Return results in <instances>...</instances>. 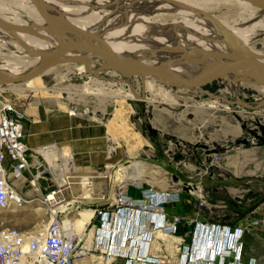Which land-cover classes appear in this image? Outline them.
<instances>
[{
    "label": "rangeland",
    "instance_id": "rangeland-1",
    "mask_svg": "<svg viewBox=\"0 0 264 264\" xmlns=\"http://www.w3.org/2000/svg\"><path fill=\"white\" fill-rule=\"evenodd\" d=\"M0 1L12 5L13 9L17 10L16 13L13 11V16L19 15L24 20L29 19V15L31 16V14H26L30 13V10L18 0H16V3H14L15 0ZM80 1L57 0L58 3L71 5L74 8V12L72 10L71 12H73L75 18L81 23H88L87 26L89 25V28L99 26L102 29L97 28L104 31L103 25L106 22L107 25L109 24L108 31L113 28L121 30V27L122 31L127 29L125 21L114 19L112 16V14L114 15L113 11L107 10V12L101 4H98L96 9H92L93 0H83L81 3ZM125 1L133 5L131 3L132 0H124V3ZM159 1L174 5V2L179 0ZM76 5H79L80 8ZM81 6L85 7L86 10ZM77 8L80 10H78V13L82 12L77 13L79 16L75 13ZM7 9L6 7V11L3 14H9ZM184 9H189L191 14L200 12L207 17H214L219 21L226 22L237 19L238 15L241 14L239 8L233 3L223 5L220 8L199 9L198 11H194L192 5L188 4ZM92 11L97 12L94 15ZM101 15L103 16L101 17ZM150 19L151 21H158L153 23L173 24L176 17L169 12H165L163 14L156 13ZM94 21L96 24H92ZM114 23L118 25L114 26ZM255 36L253 40L245 43V47L251 55L255 53L264 54V33L258 31ZM0 40L12 41L9 37L0 38ZM179 43L178 40L175 42L169 41L166 42V45L163 44L158 48H155L154 45L152 47L148 43L146 45L143 43L144 53L146 54H142L146 55L145 59L148 62L153 60L152 54L148 53V51H159L165 55V60L179 58ZM7 50L9 49L5 45L0 44V58L12 59L11 55L2 54V52L6 53ZM150 57L152 60L149 59ZM73 65H58L46 70L40 82L0 86V102L12 103L22 115V121L27 132V140L29 135L35 139L43 134L48 136L47 141L30 146L33 151L36 152L43 146L55 144L61 154L63 147L66 146L69 149V153L72 154L73 159H71V162L74 166V138L68 136L72 132L73 127L69 124L77 123L79 129L83 127L92 131L100 130L105 155L110 156L109 151L113 144H115L116 151L114 155L116 164L108 170L104 168L102 173L98 175L103 177L99 181L103 182L101 192L106 199L108 197L105 193H107L110 183L119 185L121 182H128V180L119 182L118 178H114V172L119 166L126 167L131 166L133 162H142L148 168V173L143 177L147 181L158 182L162 178L164 183L165 181L171 183L172 178L168 173H172L178 178V181L184 178L188 184H194V181L200 179V177L194 175L193 169H196L195 160H189L190 158H188L184 162L174 163L173 154L190 155L193 147L199 144L207 145L210 149L221 148L225 150V148H229L231 150L236 149V147L239 149L249 148L253 144L261 143L259 140L251 139L248 129L258 135H263L258 124L264 125V106L256 110L243 106L245 104L249 107L255 106L257 103L264 101V88L261 86L246 83L233 84L228 77H225L200 89L175 88L155 78L151 79V87H149L143 76H125L105 66L99 67L96 73H89V71L78 72L79 70L74 68ZM104 68L107 70L105 71ZM41 84L46 85L47 88L46 86L41 87ZM85 86L90 87L92 93H94L85 94L83 91ZM237 99L244 104L238 103ZM83 109L87 110L84 111ZM44 127L45 133L43 132ZM31 130H34L32 134L30 133ZM153 132L156 133V137H154ZM57 135L59 136L57 137ZM241 139H247L248 145L237 146L236 143ZM153 141L155 142L153 143ZM139 143L140 147L138 146ZM177 144L178 146H176ZM196 152L199 154L198 159L204 162L203 155L205 152L200 148H196ZM33 155L37 157L36 153ZM260 158L264 161V151ZM57 162H59L57 163L59 169L56 168L55 172L45 162L44 166L48 171V175H46V180H40L42 187L44 185L47 187V184L50 183V185L53 184V189L57 188L60 184L54 174L58 173L62 174V176L72 177L69 181L74 183H79L81 176H93L81 173L80 170L71 172L73 169L65 165L62 159H58ZM154 166H157V169ZM170 166H173V168H170ZM187 169H192L193 172ZM155 170H157L156 173L153 172ZM160 172L162 177L159 176ZM183 173H186V175H183ZM258 188L261 194L264 195V175L260 177ZM47 190L49 191V189ZM47 190L43 191V194L38 198H43L47 194ZM80 195V186H71L70 190L63 191L60 194V201L57 200L61 205L68 203V217H72L73 221L78 212L92 209L90 207V199H75ZM91 196L102 198L95 194ZM262 198L260 197V201ZM110 199L108 198L104 202H108ZM37 208L38 206L32 203L20 209L0 210V231L16 229L22 234L38 233L47 223L48 212L47 210L40 211V208L38 211ZM215 211L218 212V208L213 210V214H216L214 213ZM62 216L64 217L65 214ZM98 257L99 254L91 253L90 256L75 264H103L98 260Z\"/></svg>",
    "mask_w": 264,
    "mask_h": 264
},
{
    "label": "built area",
    "instance_id": "built-area-1",
    "mask_svg": "<svg viewBox=\"0 0 264 264\" xmlns=\"http://www.w3.org/2000/svg\"><path fill=\"white\" fill-rule=\"evenodd\" d=\"M45 162L25 143L22 115L12 103L0 102V210L20 209L34 202L48 203V220L41 232L0 231V264H75L91 253L99 254L103 264H111L114 259L121 260L120 264H211L214 259L217 264H225L226 259L231 260L229 264H241L243 231L220 225L196 227L193 236L199 238L193 241L201 245L194 252L182 249L175 263L148 253L156 233H176L180 217L168 218L161 209L164 204L177 201L178 193L141 191V198L134 200L126 195L121 182L111 205L114 210H94L84 230L77 231L72 217L66 221L63 214L50 208L71 186L83 189L82 180L74 183L69 181L72 177L62 176L63 182L57 188L47 184L49 191L41 199H26L13 185L14 181H21L25 189L38 193L40 180H46L48 175ZM87 186L91 188L89 180ZM94 217L99 221L97 228L91 223ZM248 264L257 263L251 259Z\"/></svg>",
    "mask_w": 264,
    "mask_h": 264
},
{
    "label": "bare ground",
    "instance_id": "bare-ground-1",
    "mask_svg": "<svg viewBox=\"0 0 264 264\" xmlns=\"http://www.w3.org/2000/svg\"><path fill=\"white\" fill-rule=\"evenodd\" d=\"M18 1L23 3V5L30 10V13L29 12L26 13L28 15L31 14V16L29 15V19L27 18V20H24L19 15L13 16L12 15L13 11H15L16 13L17 10H14L12 5L7 3L5 4L4 2L1 1H0V19L4 21H9V23H11L14 26L13 31L21 39L22 45L35 50H40L42 52H50L55 46L53 39L47 36L45 33L39 32L34 29L36 25H42L43 22L41 21L40 17L34 10L29 0H18ZM43 1L46 9L51 14L58 17H62L85 30L95 33L100 37H102L118 57L132 58L140 62L142 61V63L143 62L152 63V65H156L179 78H185V79L192 78L198 71H201L203 69H208L210 66L214 65L218 61L227 60L231 58H239L244 55L255 58L264 64V54L255 53L251 55L250 52L245 47V43H248L249 41L253 40L256 37L255 34L258 31L264 33V12L252 7L244 0H199V1L179 0L176 2L173 1L174 5L170 4L171 6L159 0L158 1L132 0L131 3L133 5H130L127 1H125V3L127 4H125L124 0H93V2L90 1L92 2L91 5L93 7L92 9H96V6L98 4H101L102 7L104 6V9L106 11L108 10L114 12V15L112 14V12H110L114 17V19H121L122 21H125L127 29L124 31H122V27L121 30L119 28L118 29L113 28L111 31H108L109 24L107 25L106 22H104L105 25H103L104 26L103 28L105 29L104 31L99 30L101 28L99 26H96V28H89V25L87 26L88 23L87 24L85 22L81 23L75 18L73 14L74 8H72L71 5H67L61 2L60 4L57 2V0H43ZM77 1L79 0H76V2ZM82 1L83 0H81L80 3ZM14 3H16V0L14 1ZM232 3L235 4L237 8H239L241 14L238 15L237 19H232L231 21L228 20V22L221 20L219 21L214 17H207L200 12L199 13L193 12V14H191V11L189 9H184L185 6H187L188 4L192 5L194 11H198L199 9L201 10V9L220 8L223 5H230ZM79 5L76 6L80 8ZM125 5L127 6L124 7ZM6 7L8 8L7 11L9 13L7 15L3 14V12L5 13L6 11L5 10ZM79 8L75 9L77 10L75 12L76 14L78 13ZM82 8L86 10L85 7ZM71 10L73 12H71ZM97 11H92L93 12L92 14L96 13ZM107 12L105 13L107 14ZM165 12H169L172 16L176 17L173 24H158V23H153L157 21L154 20L151 21L150 17L152 15L154 14L156 15V13L163 14ZM105 13L104 15H106ZM147 15H151V16L148 17ZM102 16L103 15H101V17ZM31 21L33 22L31 23ZM112 21L114 22L113 19ZM97 22L99 23V21ZM92 24H96V22L94 21ZM118 24L114 23L113 25L116 26ZM4 37H9L10 40L12 41L0 40V44L5 45L9 49L7 50L6 53L2 52V54L11 55L12 59L0 58V79L11 78L16 75L32 70L39 60L27 54L20 47V45H18L14 37H12V35H10L8 31L0 30V38L4 39ZM66 39L72 43H92L89 40L79 35H68ZM176 40L180 42L179 43L180 50L178 52L179 58L176 57L165 60L164 58L165 55L161 54L159 51H150V52L148 51V53L152 54L153 60L150 57L149 59H151L152 61L151 62L146 61L145 59L146 55L144 56V54L146 53H144L145 50L143 49L144 48L143 43H145V45L148 43L151 46L154 45L155 48H158L163 44L166 45V42L169 41L175 42ZM71 56L72 55H68L65 57H71ZM76 57H78L80 62L75 63L73 66L74 68L79 70L78 72L89 71V73L90 72L96 73L97 69L101 67L104 62L102 59H98L97 57H94L89 54H78ZM104 70L106 71L107 69ZM42 75L30 79L24 83H30L35 81L40 82L43 77ZM123 75L131 76L132 74L126 73ZM227 77L232 81L233 84L255 83L254 78L250 77L248 74H242L239 72L230 74ZM144 79L148 84V86L151 87L150 85L151 83L149 81H151L153 77L144 76ZM42 86H46V85L41 84V87ZM84 92L85 94L94 93V92L92 93L90 87L87 86L84 87ZM237 101L238 103L244 104L239 99H237ZM243 106L249 107L246 104ZM36 152L43 156L48 166L54 172L56 168L59 169V165L57 164L59 163L57 162L58 159H62V161L65 162V165H68L71 169H73V171L71 172L76 171L75 166L72 165L71 162V159H73L72 154L69 153V149L67 147H63V151L61 154L59 153L55 144L43 146L38 150H36ZM139 174H140L139 166L135 165L133 168H131L130 172L127 175H125L124 177H117V178L119 179V182L122 180H129V179L133 180L139 178L140 176ZM54 175L57 177L58 183L61 184L63 182L60 181L62 180V174L58 173ZM81 180L83 184V189H81V195L75 199H79V198L83 200L90 199L92 197L91 191L90 189L87 188L88 187L87 183L89 179L81 178ZM190 191L192 190H186L185 192H190ZM34 205L38 206L37 208L38 211L39 208L40 211H46L48 203L41 204L39 202H34ZM50 209L53 210L54 212H60L63 215L65 214L66 217L65 220L68 221V210H67L68 203L61 205L57 202L55 206H53ZM92 214H93L92 210H87V209L78 212L76 214V217L73 218L75 229L77 231L84 230L86 225L89 223ZM39 232H41V230H39ZM157 234H161L164 237H168L163 233H156L157 239H158Z\"/></svg>",
    "mask_w": 264,
    "mask_h": 264
},
{
    "label": "crops",
    "instance_id": "crops-1",
    "mask_svg": "<svg viewBox=\"0 0 264 264\" xmlns=\"http://www.w3.org/2000/svg\"><path fill=\"white\" fill-rule=\"evenodd\" d=\"M146 64L152 65V63ZM69 125L73 127L70 135H67L74 138V164L76 171L80 170L81 173L93 175L81 176V178L91 180V195L95 194L98 197H102L94 198L92 196L90 198V207L92 208L90 210L92 212L94 210L96 212L113 211L114 208L111 205L116 200L118 185L109 184L108 191L105 194L111 199L108 202H104L108 198L106 199L102 195L103 182L99 180L103 177L98 175L102 173L104 168L108 170L116 164L114 156L116 154L115 144H113L109 151L110 156L105 155L100 130L92 131L83 127L79 129L77 123ZM23 126L25 143L29 148L48 140V136L45 134L36 137V139L31 138L29 135L27 140L24 122ZM33 132L34 130L30 131L31 134ZM43 132L45 133V127L43 128ZM260 136L264 139V134ZM251 139L261 141L254 137H251ZM110 140L112 141V139ZM259 144H262V142ZM255 145L253 144L249 148L241 149L238 147L231 150L229 148L222 149L221 153L211 156V163L209 164L204 161L207 157L205 153L203 155L204 162L190 154L189 160H195L194 165L196 169H193L194 175L200 177L198 181H194L196 188L190 192H185L183 187V184L188 182L184 178L178 181V178L172 173H168L172 178L171 183L167 181L164 183L162 178L158 182L143 179L148 173V168L142 162H133L131 166L126 167L119 166L115 170L114 178L124 177L135 165L139 166V178L128 180L127 183H124L126 195L131 199H140L141 191L169 192L178 193L179 195L177 201L164 204L161 209L168 218L174 216L180 217L181 221L177 226L176 233L167 235L168 237L157 234L159 240L155 238L154 241H151L148 253L163 259L165 262L175 263L182 249L189 248L190 252H194L198 249L197 245H201V243L193 241L194 238H199L193 236L196 227L220 225L243 231L241 236V264H248L251 259L257 264H264V195L261 194L258 188L260 177L264 175V161L260 158V155L264 151V144L260 146ZM138 146H141L140 143ZM176 155L173 154L172 159ZM173 162L177 163L174 159ZM154 167L157 169V166ZM170 168H173V166H170ZM187 170L193 172L192 169ZM153 172L156 173L157 170ZM159 174L162 177V173L160 172ZM183 175H186V173H183ZM13 185L26 199L39 197L43 194V191L47 190L44 185V187H40L38 193H34L32 190L25 189L21 181H14ZM260 197H263L261 201ZM217 199L219 200L218 205ZM216 208H218V212L215 211L214 213L216 214H213V210H216ZM91 223L94 227H99L97 217H94ZM94 229L92 228V230ZM230 262V259L225 260V264H229ZM120 263L122 261L119 259H114L111 262V264ZM211 264H217V259H214Z\"/></svg>",
    "mask_w": 264,
    "mask_h": 264
},
{
    "label": "water",
    "instance_id": "water-1",
    "mask_svg": "<svg viewBox=\"0 0 264 264\" xmlns=\"http://www.w3.org/2000/svg\"><path fill=\"white\" fill-rule=\"evenodd\" d=\"M244 1H246L252 7L264 12V0ZM29 2L43 22L42 25H36L34 29L51 37L55 43V46L50 52H42L40 50L26 47L22 45L21 39L13 31L14 26L9 23V21L0 19V30L8 31L10 35L14 37L18 45H20V47L27 54L39 60L35 67L30 71L11 78L0 79V86L24 83L30 79L44 74L46 70L54 68L58 65L79 63L80 60L78 57H76L78 54H89L97 57L98 59H102L104 61L102 66L115 70L122 75L127 73L143 77L150 76L175 88H204L222 78L227 77L230 74L237 72L248 74L250 77L255 79L254 85L264 88V64L250 56L244 55L239 58L218 61L208 69L198 71L192 78H179L156 65L142 63L132 58L118 57L110 48L108 43L99 35L87 31L62 17L51 14L46 9L43 0H29ZM68 35H79L92 43H72L66 39ZM68 55L72 56L65 57ZM262 106H264V101L248 108L251 110H256ZM258 125L260 127L261 133L264 134V125ZM248 133L251 137L260 139L262 144H264V139L262 136L256 134L251 129H248ZM153 135L156 137L155 132H153ZM262 144H256L255 146H260ZM236 145H248V140L241 139L236 143ZM176 146H178V144ZM196 148H200L205 152L207 157L204 161L207 164L211 163L212 155L222 152V149H210L207 145L199 144L192 149V155L197 159L198 153L196 152ZM188 156L189 155L184 156L182 154H177L173 159L175 162L180 163L187 160L189 158ZM183 185L185 191L196 188L194 184L184 183Z\"/></svg>",
    "mask_w": 264,
    "mask_h": 264
}]
</instances>
